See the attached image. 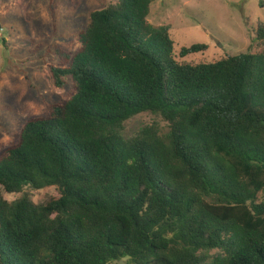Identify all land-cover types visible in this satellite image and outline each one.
Here are the masks:
<instances>
[{"label": "trees", "instance_id": "trees-1", "mask_svg": "<svg viewBox=\"0 0 264 264\" xmlns=\"http://www.w3.org/2000/svg\"><path fill=\"white\" fill-rule=\"evenodd\" d=\"M154 1L110 3L76 52L56 47L75 93L0 149V264H264V47L181 60L208 44L178 55Z\"/></svg>", "mask_w": 264, "mask_h": 264}, {"label": "rangeland", "instance_id": "rangeland-1", "mask_svg": "<svg viewBox=\"0 0 264 264\" xmlns=\"http://www.w3.org/2000/svg\"><path fill=\"white\" fill-rule=\"evenodd\" d=\"M117 1L0 0V149L17 140L28 119L46 115L47 101L63 102L75 93L71 78L64 88L54 84L56 47L76 52L91 13ZM148 20L170 26L178 55L184 46L208 44L205 51L179 57L189 62L215 61L224 54L264 47L255 34L264 27V0H155ZM155 118L144 112L129 119L126 134ZM27 190L36 203L59 195L54 186ZM20 196L4 192L9 201ZM108 264L131 263L124 258Z\"/></svg>", "mask_w": 264, "mask_h": 264}]
</instances>
